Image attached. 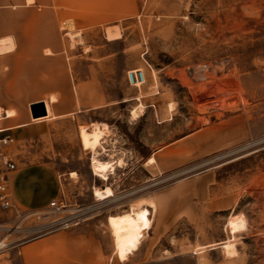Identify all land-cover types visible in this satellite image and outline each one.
Here are the masks:
<instances>
[{
  "label": "rangeland",
  "instance_id": "obj_1",
  "mask_svg": "<svg viewBox=\"0 0 264 264\" xmlns=\"http://www.w3.org/2000/svg\"><path fill=\"white\" fill-rule=\"evenodd\" d=\"M59 1L69 14L59 7L57 29H43L57 31V58L0 54V87L18 76L24 88L54 79L65 92L0 91V102L57 95L64 109L80 110L51 121L45 152L29 157L53 162L64 206L59 214L0 211V243L8 244L0 264L10 247L72 213L96 224L113 264H264V0ZM113 2L118 20L81 21L88 8L105 13ZM109 29L119 33L108 37ZM95 123L109 127L97 153L86 133ZM107 187L113 196L96 199L95 189ZM142 204L150 229L117 249L122 258L131 252L122 260L114 221Z\"/></svg>",
  "mask_w": 264,
  "mask_h": 264
},
{
  "label": "crops",
  "instance_id": "obj_2",
  "mask_svg": "<svg viewBox=\"0 0 264 264\" xmlns=\"http://www.w3.org/2000/svg\"><path fill=\"white\" fill-rule=\"evenodd\" d=\"M61 3L59 0H0L2 13L0 54L3 59L43 61L57 58L59 54L57 31L43 33V29H57L59 7H64L65 9H61V11L69 14V4L62 5ZM113 4L110 9H105V13L99 14L91 12L92 8H88L87 12L81 13V21L85 24L87 22L98 24L118 20L121 9L116 8L117 4L114 2ZM43 17L49 18V22L43 20ZM118 33L117 30L109 29L108 37H114ZM45 50L49 51L45 52ZM25 85L26 83L18 76H12L8 83L2 84L0 91L9 94L24 92L61 94L65 92L64 89L56 85L54 79L50 80L47 88H24ZM55 97H52V100L49 97L35 99L30 97L24 98L22 101L0 102L2 111L0 137L12 136L14 143L9 144V148L17 149L23 153L14 154V157L8 152V146L5 147L7 154L19 166L11 174V188L14 194L15 208L22 211L44 210L49 207L52 200L61 195V181L53 162L40 159L29 160L30 156L38 155V152H45V148L42 146L43 142L48 141L47 131L51 121L59 117L74 115L80 111L74 105L64 109L59 103L58 96L55 95ZM38 102L46 103L48 115L34 118L31 105ZM50 103H52V111ZM151 160L153 158L149 161ZM143 205L133 208L125 215L118 216L122 218L126 215L145 214L147 225H142L141 230L137 231L134 236L116 240L115 228L119 218L115 219L113 236L116 250L124 251L136 246L143 238V231L150 229L151 220L148 216V209L142 208ZM148 207L153 208L156 205L152 202ZM113 218L115 216H111L108 220L110 227ZM109 245L106 238L96 228V224L88 220L69 228L47 232L17 243L10 247L9 259L4 264H113L112 249ZM119 250H117L118 256L122 260H127L131 255L130 252L129 255L122 258L121 252L123 251Z\"/></svg>",
  "mask_w": 264,
  "mask_h": 264
},
{
  "label": "built area",
  "instance_id": "obj_3",
  "mask_svg": "<svg viewBox=\"0 0 264 264\" xmlns=\"http://www.w3.org/2000/svg\"><path fill=\"white\" fill-rule=\"evenodd\" d=\"M133 74L136 80V84L142 83L145 80V74L142 70L136 71ZM13 141L14 138L10 135L0 137V211L16 209L14 194L11 188V174L16 171L19 166L17 162L5 151V147L11 144ZM63 206V200L58 197L52 200L49 207L44 210H48L52 214H59L62 211ZM16 210L18 217L22 215L21 212H24L19 209ZM40 211L43 210H26V212ZM82 215H78V213H72L68 216L60 218L59 220H54L50 222L51 224H48V227L42 234L77 225L85 219L81 217ZM5 240L0 243V249L8 245L6 244Z\"/></svg>",
  "mask_w": 264,
  "mask_h": 264
},
{
  "label": "bare ground",
  "instance_id": "obj_4",
  "mask_svg": "<svg viewBox=\"0 0 264 264\" xmlns=\"http://www.w3.org/2000/svg\"><path fill=\"white\" fill-rule=\"evenodd\" d=\"M134 113L136 115V111ZM0 114H1V110H0ZM108 129L109 127L107 124H99V123L92 125V129L90 131L87 129L86 131L87 140H88L90 149L92 151L96 152L98 148L102 146V141L104 140L106 134L108 133ZM92 168L94 170V173L97 176H100L102 179L106 180L105 168L103 165L98 164L97 162H94L92 165ZM94 196L98 200H104L109 197H112L113 191L110 187H107L105 189L96 188L94 191ZM140 214L141 215L135 214L129 218H119L116 224V228H115L116 240L128 239L129 237L134 236L137 231H140L142 225H145V226L147 225L145 214L144 213H140ZM223 247L227 249V252H229V254L232 251H235L234 244H226V245H223Z\"/></svg>",
  "mask_w": 264,
  "mask_h": 264
},
{
  "label": "water",
  "instance_id": "obj_5",
  "mask_svg": "<svg viewBox=\"0 0 264 264\" xmlns=\"http://www.w3.org/2000/svg\"><path fill=\"white\" fill-rule=\"evenodd\" d=\"M32 114L34 118H40L48 115L45 102H38L31 105Z\"/></svg>",
  "mask_w": 264,
  "mask_h": 264
}]
</instances>
